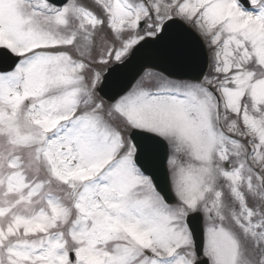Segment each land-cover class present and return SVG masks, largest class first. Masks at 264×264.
Masks as SVG:
<instances>
[{"label": "snow or ice", "instance_id": "1", "mask_svg": "<svg viewBox=\"0 0 264 264\" xmlns=\"http://www.w3.org/2000/svg\"><path fill=\"white\" fill-rule=\"evenodd\" d=\"M0 264H264V0H0Z\"/></svg>", "mask_w": 264, "mask_h": 264}]
</instances>
